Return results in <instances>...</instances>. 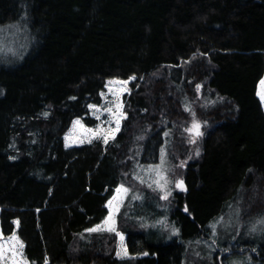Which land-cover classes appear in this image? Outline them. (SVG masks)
Returning <instances> with one entry per match:
<instances>
[{
  "label": "trees",
  "instance_id": "16d2710c",
  "mask_svg": "<svg viewBox=\"0 0 264 264\" xmlns=\"http://www.w3.org/2000/svg\"><path fill=\"white\" fill-rule=\"evenodd\" d=\"M9 23H23L28 47L0 59V230L19 221L30 264H183V242L149 235L137 210L118 217L131 258L115 256V233L86 231L117 186L153 190L136 166L159 163L162 148L186 189L169 198L183 237L232 199L247 216L264 208V0H0ZM131 77L115 138L65 147L74 118L95 124L88 105L105 82ZM245 252L264 262V248L229 254Z\"/></svg>",
  "mask_w": 264,
  "mask_h": 264
},
{
  "label": "rangeland",
  "instance_id": "374dc122",
  "mask_svg": "<svg viewBox=\"0 0 264 264\" xmlns=\"http://www.w3.org/2000/svg\"><path fill=\"white\" fill-rule=\"evenodd\" d=\"M23 24V23H22ZM22 24L18 23H9L7 25H3L0 27V59H18L23 53H25L28 47V35L26 32V27ZM132 77L128 79H108L105 82L104 90L101 93H104L102 96L101 93V102L98 104V108L103 109L111 106V102L115 100V97L109 91V88H117L119 85L117 83L109 84V81L117 82V81H127L128 83L132 81ZM264 80V75L260 79L257 85V95L259 93H264V85H261V81ZM128 83L124 85L126 89L121 95V102L124 94L129 92ZM259 96V95H258ZM261 101L263 110H264V101ZM123 103V102H122ZM92 104V103H91ZM90 105V104H89ZM96 105V104H93ZM89 108V107H88ZM123 112L124 107H123ZM90 115L96 119V122L92 126H87L80 118H74L64 133V146L72 147L76 145H82L93 141H101L103 146L108 145L113 139H109L108 143L105 144L102 138H96L91 134L83 132L79 125H74V121L80 120L85 128L96 129L97 125H100L103 129L107 130L109 128H115V121L113 118L107 113L103 111H96L93 109H89ZM99 116L100 119L96 117ZM196 121L200 125V132L202 133V123L193 117L189 126L186 129L192 127L193 121ZM122 124V120H121ZM120 124V129H121ZM187 132V139L192 141L193 139H198L200 136H195L194 133ZM118 133V132H117ZM115 133V136L116 134ZM66 135L68 136V140H65ZM67 145V146H66ZM194 149H198V146H194ZM161 164V160L157 164L150 165H137L135 177H139L141 180L143 179L144 183L147 185L153 184V187H150L153 190H156L160 193V199L157 198L156 191L153 190H143V188H131L123 185L125 188H129L130 191L127 195H123L122 202L119 206V211L115 213V221H116V229L118 228V217L119 213L122 209H124V215L127 216V213L133 211L136 213L138 211V215L140 217V225L145 227L146 231L149 235L159 237L161 241H169L170 239L177 237L178 240L182 241L185 246V255L183 258V264H216L217 259L219 260L220 255L225 256L228 255L224 261V264H264V262L259 261L253 257L250 252H245L242 254H229L234 248H238L243 251L248 245L251 246L254 252H259L264 248V226L258 224V221L264 219V208L253 211V214L247 216V214L243 211V206L241 205V200L232 199L231 201L225 204L224 209L215 217L207 222V224L202 227L203 232L190 237H183L181 233L180 226L171 221L169 219V198L167 200L161 199V196L164 195V192L161 191L157 186L153 183L156 179V172L149 168V166H157ZM172 170L171 165L169 164V160L167 159L166 152L164 155V164L162 173L170 183L167 185L168 190L171 192L173 187H176L175 182L176 179H172L170 177V171ZM121 185L117 186L120 187ZM116 188V189H117ZM116 190L114 195L109 199L111 200L114 196H116ZM154 198L153 204H147L146 200L148 198ZM108 200V201H109ZM241 201V202H240ZM146 202V205H145ZM108 204V202H107ZM108 208V207H107ZM110 209L108 208L109 215ZM141 211V212H140ZM148 213V214H145ZM145 214V215H144ZM105 217V218H106ZM153 217V218H152ZM105 218L97 225H101L100 231H106L103 225V221ZM15 220V229L13 233L9 236L2 237L7 239L11 237L13 234L18 236L16 230L18 224ZM162 222V223H160ZM96 226V225H95ZM93 226L92 228H94ZM213 226H215V234L213 230ZM255 226V231H253V227ZM179 229L178 234H173L172 229ZM91 229V228H90ZM97 231V232H100ZM118 231V230H117ZM123 235V241L120 240V237L116 235L115 242V256L117 258L122 259L117 256V250H123V248L127 249L126 246V235L123 232H119ZM19 238V236H18ZM20 241H22L19 238ZM23 242V241H22ZM23 245L24 242H23ZM24 254V247L22 249ZM128 252V250H127ZM24 257L26 258L25 254ZM128 257H132L128 253ZM127 258V257H124ZM217 258V259H216ZM30 264V263H29Z\"/></svg>",
  "mask_w": 264,
  "mask_h": 264
},
{
  "label": "snow or ice",
  "instance_id": "6c2138e0",
  "mask_svg": "<svg viewBox=\"0 0 264 264\" xmlns=\"http://www.w3.org/2000/svg\"><path fill=\"white\" fill-rule=\"evenodd\" d=\"M132 79H135V77H132ZM117 83L119 87L117 88H109V91L112 93V95L115 97V100L111 102V106L100 109L97 105L90 104L88 105L89 109H93L96 111H103L107 112L115 121V128H109L107 130L103 129L100 125H97V128L89 129L85 128L80 120L74 121V125H79L80 128L83 130V132L91 134L92 136H95L96 138H102L104 140V143L107 144L109 139L115 138V133L120 131V124L121 120L126 118V113L123 112V103L121 102V95L126 90L124 88V85H126L127 81H109V84ZM261 85H264V80H262ZM201 86L197 85V89L199 90ZM103 96L104 93H101ZM261 100L264 101V93H259ZM45 116H47V113H45ZM97 119H100L99 116L96 117ZM186 131L190 133H194L195 136H200L202 133L200 132V125L195 120L193 121L192 127L189 129H186ZM167 135V133L165 134ZM65 140H68V136L66 135ZM192 143H195V139L191 141ZM89 143H91V140H89ZM67 146V145H66ZM164 155H165V149H161V164L157 166H149L150 169L156 172V179L153 181V183L159 188L161 191L164 192V195L161 196V199L167 200L168 197L171 195V192L168 190L167 185L170 183V181L167 179L166 176L163 175L162 169L164 164ZM197 155H199V152L197 151ZM140 179L139 177H137ZM141 183H144L143 179L140 180ZM176 187L180 188L182 190H186L184 187V181L183 180H177L175 182ZM149 187H153V184H149ZM130 191L129 188H125L123 185L118 187L116 189L117 195L114 196L111 200L108 201V204L106 205L110 211L109 215L105 218V220L102 222L105 230L110 233H115L117 236L120 237V240L123 241L124 237L121 233H119L116 229V221H115V213L119 211L120 203L122 202L123 195H127V193ZM185 211L187 212L188 209L185 207ZM18 224L19 221H16ZM162 223V222H160ZM258 224L261 226H264V219H261L258 221ZM101 230V225H96L94 228L87 229L88 232H97ZM214 234H215V226H213ZM255 231V226L252 229ZM173 234H178L179 229H176L173 227L172 229ZM24 245L23 242L19 240L18 236L13 234L11 237L4 239L2 237V234H0V264H29V261L24 257L23 249ZM117 256L124 258L128 257V252L126 248H123V250H117ZM143 255H148V253H143ZM131 258V257H129ZM47 264V261H46Z\"/></svg>",
  "mask_w": 264,
  "mask_h": 264
}]
</instances>
